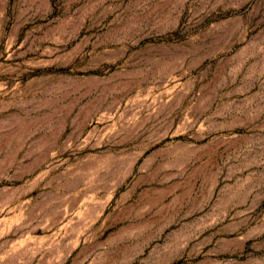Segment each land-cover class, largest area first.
<instances>
[{
  "label": "rangeland",
  "instance_id": "374dc122",
  "mask_svg": "<svg viewBox=\"0 0 264 264\" xmlns=\"http://www.w3.org/2000/svg\"><path fill=\"white\" fill-rule=\"evenodd\" d=\"M0 264H264V0H0Z\"/></svg>",
  "mask_w": 264,
  "mask_h": 264
}]
</instances>
